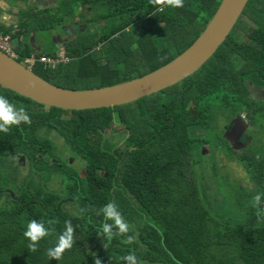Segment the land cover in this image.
<instances>
[{"label": "trees", "instance_id": "trees-1", "mask_svg": "<svg viewBox=\"0 0 264 264\" xmlns=\"http://www.w3.org/2000/svg\"><path fill=\"white\" fill-rule=\"evenodd\" d=\"M222 1L184 0L182 8L158 11L149 0H57L55 8L36 6L17 27L2 31L18 29L12 34L16 39L41 26L59 42L62 32L73 62L56 69L40 65L34 73L66 89L101 88L172 63L197 41ZM72 29L76 32L68 35ZM18 51L23 57L34 54L27 45ZM233 55L228 40L214 61L189 79L111 108H48L0 86V95L25 108L32 120L0 132V264H95L96 259L125 264L121 258L130 252L142 264H264V215H258L252 195L246 190L247 198L236 195L238 203L215 207L197 178L208 159L217 172L223 154L243 167L255 195L264 193V153L251 145L229 154L211 136L220 112H237L247 101L246 90L233 81ZM52 132L83 161L85 171L61 157ZM206 144L211 151L205 155ZM25 166H30L27 176ZM52 178L65 181L64 193L51 189L46 180ZM109 202L129 223L133 244H123L122 236L108 241L98 235L103 217L93 209ZM69 203L79 206L78 213L66 208ZM33 219L59 220L35 252L23 236ZM66 220L75 229L73 247L60 260L50 259L47 249L55 246Z\"/></svg>", "mask_w": 264, "mask_h": 264}, {"label": "water", "instance_id": "water-1", "mask_svg": "<svg viewBox=\"0 0 264 264\" xmlns=\"http://www.w3.org/2000/svg\"><path fill=\"white\" fill-rule=\"evenodd\" d=\"M56 1V0H53ZM251 0H223L197 41L167 66L115 86L84 90L55 86L0 51V86L45 107L69 111L111 108L176 86L198 73L219 51ZM23 45L21 38L13 43Z\"/></svg>", "mask_w": 264, "mask_h": 264}, {"label": "flooded vegetation", "instance_id": "flooded-vegetation-1", "mask_svg": "<svg viewBox=\"0 0 264 264\" xmlns=\"http://www.w3.org/2000/svg\"><path fill=\"white\" fill-rule=\"evenodd\" d=\"M31 3H35L38 7L49 8L54 1L36 0V2ZM60 29L63 30V27ZM32 40L30 39L31 42L28 44L25 39L27 43L23 42L21 47L29 45L33 52L40 50L41 45ZM54 40L57 49L60 47L66 49L64 45L68 41L65 36H60V42L56 40V36H54ZM228 40L234 52L232 58L235 71L233 81L237 87H241L247 92V101L240 105L243 108L240 110L245 113L229 110L220 112L219 115L223 116L222 120L225 118L230 120L218 122L217 118L211 129V136L214 142L220 144V149L223 148L229 154H236V152L251 146L253 141L264 140L262 126L248 117L254 113L257 106L261 105V102H264V75H262L264 74V65L259 63L260 58L264 59V0H251L249 2ZM220 62L218 60L219 64ZM210 151L209 144H206L204 154L206 155ZM219 156L221 159L231 161V158L223 154Z\"/></svg>", "mask_w": 264, "mask_h": 264}, {"label": "rangeland", "instance_id": "rangeland-1", "mask_svg": "<svg viewBox=\"0 0 264 264\" xmlns=\"http://www.w3.org/2000/svg\"><path fill=\"white\" fill-rule=\"evenodd\" d=\"M32 0H3L0 3V10L3 12L2 15H0L1 18H4L5 20H12V23H16L18 19L28 11L34 10L37 6L35 3H30ZM57 1V0H56ZM56 1L52 3L51 8H55L57 6ZM60 1V0H58ZM51 10V9H50ZM50 15L55 13V9H52L50 11ZM35 13V12H34ZM19 16V17H18ZM64 26V25H63ZM45 27L37 26L36 31L34 34L25 35L24 37V43L27 40L28 44L32 41H35L36 44H43L44 46H41L40 50H36L33 52V55L42 53H51L55 52V55L58 52V49L54 43V36L55 34L52 33H45L47 30H42ZM61 28V27H60ZM12 34H15L14 31H11ZM76 31L74 29L69 31V34H74ZM90 32L94 33V30L90 28ZM59 36H64L62 32L59 33ZM26 42V43H27ZM29 46V45H28ZM215 57L209 61L208 64H210L212 61H214ZM233 62V61H232ZM217 64V63H216ZM260 106H257L255 108L254 113L251 116H248L250 119H252L254 122L259 123L264 131V102L260 103ZM242 108V107H241ZM243 109V108H242ZM235 112V111H233ZM240 113L244 114L245 112H242L239 110ZM222 115H219L218 122L222 121L225 122L227 120H230L228 118H225L222 120ZM220 129V126H219ZM51 138L55 141L57 150L60 153L61 157L65 160L70 159L72 161V165H76V169L80 172H82L84 169V163L83 161L80 162L79 160H75L73 155L71 154V151L69 147L66 145V143L60 139L56 133L52 132L50 133ZM108 140H110L109 137H107ZM264 146V140L263 141H253L252 147L257 149V152L264 153V150L260 149L261 146ZM207 160L205 159V162ZM210 162V165L212 164L211 160L208 159ZM54 162V160H53ZM27 164V163H25ZM208 166L207 169L203 168V170L200 172V174H197V178H201L200 186L203 189L204 188V196L208 197L210 199V202L215 207H222L231 205L233 203H238L239 199H235L236 195L242 200V197H246V194H244V191H248L252 197L255 196L253 193L254 185L251 183L250 179L247 177L246 172L243 170V167L234 159H231V161L226 159H217V167L218 171H213L211 166ZM204 167V166H203ZM24 170V176L29 175L30 172V166H25ZM48 185H50L51 189L56 192L64 193L65 188H63V185L65 184V181L62 178H52V180H46ZM245 198V200H246ZM66 208L73 213H78L79 206L76 204H67Z\"/></svg>", "mask_w": 264, "mask_h": 264}, {"label": "clouds", "instance_id": "clouds-1", "mask_svg": "<svg viewBox=\"0 0 264 264\" xmlns=\"http://www.w3.org/2000/svg\"><path fill=\"white\" fill-rule=\"evenodd\" d=\"M150 4L155 6L158 11H163L164 7L182 8L184 7V0H149ZM163 59V58H161ZM113 122L119 126V120L116 118V114L113 113ZM21 123L31 125L32 120L26 109L16 106L9 102L3 95H0V132H9L11 126H19ZM257 160L260 156L257 155ZM262 197L264 193H259L253 197L254 207L258 210V215H264V208H261ZM97 216H102L101 231L98 235L102 238H106L111 241L115 236L125 237L121 242L123 244L131 245L135 242L136 236L129 235L130 225L125 220L122 213L119 211L118 205L115 202H109L100 209L96 210ZM59 223L58 219H48L45 221H37L35 219L29 221L26 226V230L23 232V236L29 240L28 248L31 252L38 250L39 242L55 233V225ZM65 228L58 236L55 246L47 249L46 255L50 259L60 260L65 251L70 250L75 242L74 235L75 229L71 220L64 222ZM105 247L107 245L105 244ZM125 264H142V261L136 256L135 252H130L128 255L121 258ZM95 264H102L100 259L95 260Z\"/></svg>", "mask_w": 264, "mask_h": 264}, {"label": "built area", "instance_id": "built-area-1", "mask_svg": "<svg viewBox=\"0 0 264 264\" xmlns=\"http://www.w3.org/2000/svg\"><path fill=\"white\" fill-rule=\"evenodd\" d=\"M2 18L0 17V51L12 58L13 60L19 62L25 68L34 71L40 65H44L45 68L56 69L60 65H69L73 62L66 52L64 47L58 49L55 57H41L38 58L36 55L30 57L21 56L18 49H16L14 43V38L11 34H4L1 28Z\"/></svg>", "mask_w": 264, "mask_h": 264}, {"label": "crops", "instance_id": "crops-1", "mask_svg": "<svg viewBox=\"0 0 264 264\" xmlns=\"http://www.w3.org/2000/svg\"><path fill=\"white\" fill-rule=\"evenodd\" d=\"M2 25H1V28L2 29H6V30H11L13 27H17L16 26V23H12V20L11 21H9V20H5L4 18H2ZM14 31V33H16L17 31H18V29L17 30H13ZM11 35H12V33H11ZM24 38L22 37L21 38V43H23L24 41ZM40 45H41V43H40ZM41 46H44L43 44L41 45ZM40 48H42V47H40Z\"/></svg>", "mask_w": 264, "mask_h": 264}]
</instances>
